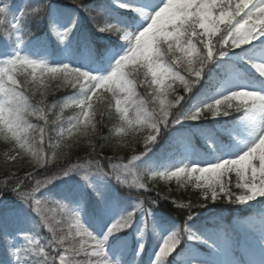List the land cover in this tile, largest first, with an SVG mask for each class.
Masks as SVG:
<instances>
[{"label":"snow or ice","instance_id":"6c2138e0","mask_svg":"<svg viewBox=\"0 0 264 264\" xmlns=\"http://www.w3.org/2000/svg\"><path fill=\"white\" fill-rule=\"evenodd\" d=\"M0 37V141L9 161L31 162L0 182L15 198L0 202L2 264H264V0H0ZM53 81L72 94L49 101ZM109 95L116 123L103 139L120 149L142 134V151L73 163L74 145L94 152ZM144 176L195 180L200 202L179 204L177 223L138 199ZM217 203L234 222L198 223L193 209Z\"/></svg>","mask_w":264,"mask_h":264},{"label":"trees","instance_id":"16d2710c","mask_svg":"<svg viewBox=\"0 0 264 264\" xmlns=\"http://www.w3.org/2000/svg\"><path fill=\"white\" fill-rule=\"evenodd\" d=\"M70 88H61L58 92L55 100H62L64 97L67 96V91ZM178 92L183 94V91L181 88L177 89ZM141 93H145V88ZM54 92L51 93L48 98L50 99L53 96ZM110 95L107 96L102 103H98L96 106L98 108V112H103V115H97L96 119L99 121L97 124V127L100 129V135L97 137H94L92 140V144L95 145V150L93 152V149L90 145L87 143H80L78 145H74L70 150V155L67 159L71 160L73 163L77 162V157H83L86 153H89L93 156H95L97 159H100L101 163L106 165L108 163L107 157H127L130 158L133 154V149L136 150L137 153L142 151V143H141V136L142 134H137L135 137L129 136L127 138L128 141V147L126 148H120V149H114L112 146L113 141L112 140H106L103 139L104 137L109 136V129L113 127V124L116 123L114 119V109H115V103L113 101V107L112 112H109L106 105L108 99H110ZM58 111V109H57ZM72 110H66L65 115L69 114ZM5 150H8V145L4 143L3 141H0V182L3 181L4 177L7 175L8 172L14 171L18 175L23 176L26 171L31 170L27 164H31L30 160L28 158H25L24 160H18L16 162L9 161L6 157L7 154L10 152H5ZM68 149H61V151H67ZM126 159L124 162L126 163ZM60 163H66L67 160L59 161ZM41 173H43V170H40ZM40 178H43V175H41ZM10 187V186H9ZM232 190V189H231ZM8 189H2V185H0V195H2L5 199H11L15 200L12 193L5 194ZM234 191V190H232ZM168 194H178V198L181 199L179 202L181 204H196L199 201L200 197V191L193 190L190 184V181L188 183V187H174L171 186V188L166 191ZM236 192V191H234ZM184 193V194H179ZM210 209H214L215 213H224L229 212L230 205L226 203H217L215 205L209 204ZM179 211L187 214V209H181L179 208ZM194 212H198L203 214H206L208 212H205L203 209L194 208Z\"/></svg>","mask_w":264,"mask_h":264},{"label":"rangeland","instance_id":"374dc122","mask_svg":"<svg viewBox=\"0 0 264 264\" xmlns=\"http://www.w3.org/2000/svg\"><path fill=\"white\" fill-rule=\"evenodd\" d=\"M202 182H203V181H201V183H202ZM236 182H237V181H235V183H234V184H236Z\"/></svg>","mask_w":264,"mask_h":264}]
</instances>
